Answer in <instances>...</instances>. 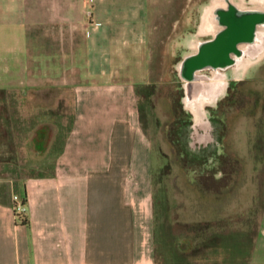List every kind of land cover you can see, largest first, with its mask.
I'll return each mask as SVG.
<instances>
[{"label":"rangeland","instance_id":"374dc122","mask_svg":"<svg viewBox=\"0 0 264 264\" xmlns=\"http://www.w3.org/2000/svg\"><path fill=\"white\" fill-rule=\"evenodd\" d=\"M227 1L252 10L259 0ZM219 3L165 0L152 12L145 79L135 92L140 129L152 147L145 238L156 264H249L259 238L264 33L226 70L189 66L212 44L203 31ZM72 120L68 89L0 90V200L11 181L51 173ZM263 248L255 261L264 262Z\"/></svg>","mask_w":264,"mask_h":264},{"label":"crops","instance_id":"0c3cea01","mask_svg":"<svg viewBox=\"0 0 264 264\" xmlns=\"http://www.w3.org/2000/svg\"><path fill=\"white\" fill-rule=\"evenodd\" d=\"M164 1L0 0V90L68 89L73 116L53 174L11 181L0 200V264H156L135 86ZM13 195L25 196L20 222ZM262 246L264 212L249 264H264Z\"/></svg>","mask_w":264,"mask_h":264},{"label":"flooded vegetation","instance_id":"af4514ba","mask_svg":"<svg viewBox=\"0 0 264 264\" xmlns=\"http://www.w3.org/2000/svg\"><path fill=\"white\" fill-rule=\"evenodd\" d=\"M239 12L241 13L240 15L234 11H227L219 15L218 11L215 15L217 30L216 34L212 35L209 41H212V43L215 42L216 45L210 48L209 51L208 48L211 45L200 51V56L198 57L199 67H209L207 69L209 72L210 69L216 72L226 70L231 66H235L236 61L240 59V46L248 47L250 43H256L255 41L259 29L264 27L263 12L259 10L258 5L252 10H239ZM237 27H239V31L236 33L233 32ZM227 36H229L226 40L227 42L229 41L228 44H226L227 42L225 41ZM184 74L187 78L193 75L192 72L188 70H185Z\"/></svg>","mask_w":264,"mask_h":264},{"label":"bare ground","instance_id":"6f19581e","mask_svg":"<svg viewBox=\"0 0 264 264\" xmlns=\"http://www.w3.org/2000/svg\"><path fill=\"white\" fill-rule=\"evenodd\" d=\"M229 1H227V0H223V1H221L220 0V3H219V6H220V9L221 10H219L218 9V11H219V15L220 14H222V13H224V12H230V11H234V12H236L237 14H241L240 12H239V10L236 8V6L235 5H233V4H230V6H225L227 3H228ZM258 6H259V10L260 11H262L263 12V14H264V0H259L258 1ZM236 10H235V9ZM234 9V10H233ZM218 11L217 12H215L216 14L218 13ZM215 13H212L211 14V20L212 21H210L209 22V20H207V22H206V28H205V30L203 31V34H211V35H215L216 34V30H217V26H216V19H215ZM215 19V20H214ZM219 30H220V25H219ZM259 32L260 33H264V27H261L260 29H259ZM242 48H246L245 46H240V49H242ZM192 91H194V87H193V85L191 84V82H189V84H188V86H187V92L188 93H190V92H192Z\"/></svg>","mask_w":264,"mask_h":264},{"label":"built area","instance_id":"2783aa9c","mask_svg":"<svg viewBox=\"0 0 264 264\" xmlns=\"http://www.w3.org/2000/svg\"><path fill=\"white\" fill-rule=\"evenodd\" d=\"M12 214L17 221H22L26 213L25 202L17 195L12 196Z\"/></svg>","mask_w":264,"mask_h":264},{"label":"water","instance_id":"95a60500","mask_svg":"<svg viewBox=\"0 0 264 264\" xmlns=\"http://www.w3.org/2000/svg\"><path fill=\"white\" fill-rule=\"evenodd\" d=\"M248 16V15H247ZM237 31H239V27H237V28H235L234 30H233V32H237ZM229 38V36H227V38L225 39V41L227 40ZM227 42V41H226ZM226 42H224V43H226ZM223 43V44H224ZM229 43V41L226 43V44H228ZM216 45V43L215 42H213L212 44H211V46L208 48V51L210 50V48H213L214 46ZM199 58H194L192 61H190L189 63H190V69H191V71L193 70V69H195V68H197V67H199ZM189 79H191L190 77H189Z\"/></svg>","mask_w":264,"mask_h":264},{"label":"trees","instance_id":"16d2710c","mask_svg":"<svg viewBox=\"0 0 264 264\" xmlns=\"http://www.w3.org/2000/svg\"><path fill=\"white\" fill-rule=\"evenodd\" d=\"M61 149H62V147H61ZM60 151H61V150H60ZM60 151H59V152H60ZM53 171H54V167H53V170L51 171V173L49 174V176L53 174ZM1 174H3V173H1ZM22 200H23V201L25 200V196L22 197Z\"/></svg>","mask_w":264,"mask_h":264}]
</instances>
